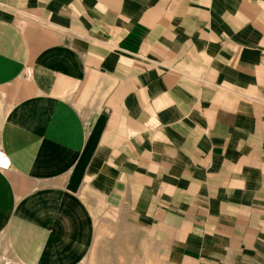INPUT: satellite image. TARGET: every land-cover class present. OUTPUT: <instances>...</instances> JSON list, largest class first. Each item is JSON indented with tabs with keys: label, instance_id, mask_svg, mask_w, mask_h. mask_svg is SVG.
<instances>
[{
	"label": "crops",
	"instance_id": "obj_1",
	"mask_svg": "<svg viewBox=\"0 0 264 264\" xmlns=\"http://www.w3.org/2000/svg\"><path fill=\"white\" fill-rule=\"evenodd\" d=\"M0 264H264V0H0Z\"/></svg>",
	"mask_w": 264,
	"mask_h": 264
},
{
	"label": "built area",
	"instance_id": "obj_2",
	"mask_svg": "<svg viewBox=\"0 0 264 264\" xmlns=\"http://www.w3.org/2000/svg\"><path fill=\"white\" fill-rule=\"evenodd\" d=\"M11 166L12 164L7 153L0 146V171H7Z\"/></svg>",
	"mask_w": 264,
	"mask_h": 264
}]
</instances>
